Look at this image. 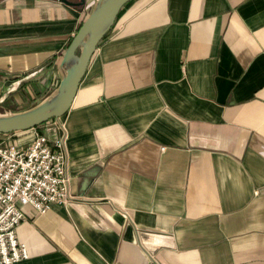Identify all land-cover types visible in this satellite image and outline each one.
Returning a JSON list of instances; mask_svg holds the SVG:
<instances>
[{
    "label": "crops",
    "instance_id": "0c3cea01",
    "mask_svg": "<svg viewBox=\"0 0 264 264\" xmlns=\"http://www.w3.org/2000/svg\"><path fill=\"white\" fill-rule=\"evenodd\" d=\"M95 1L0 0V113L54 90ZM42 128L71 198L23 205L14 264H119L136 239L158 264H264V0H128L69 108L11 132Z\"/></svg>",
    "mask_w": 264,
    "mask_h": 264
},
{
    "label": "built area",
    "instance_id": "2783aa9c",
    "mask_svg": "<svg viewBox=\"0 0 264 264\" xmlns=\"http://www.w3.org/2000/svg\"><path fill=\"white\" fill-rule=\"evenodd\" d=\"M66 162L55 130H34L27 142L0 139V264L28 256L25 242L16 234L23 205L43 212L70 200Z\"/></svg>",
    "mask_w": 264,
    "mask_h": 264
},
{
    "label": "water",
    "instance_id": "95a60500",
    "mask_svg": "<svg viewBox=\"0 0 264 264\" xmlns=\"http://www.w3.org/2000/svg\"><path fill=\"white\" fill-rule=\"evenodd\" d=\"M79 4L84 0H63ZM128 0H96L68 41L60 60L62 74L52 92L25 109L0 113V132L25 129L63 114L70 106L79 81L98 41L111 27L123 4ZM129 252L125 257L124 249ZM119 264H158L146 249L135 241L121 244Z\"/></svg>",
    "mask_w": 264,
    "mask_h": 264
},
{
    "label": "rangeland",
    "instance_id": "374dc122",
    "mask_svg": "<svg viewBox=\"0 0 264 264\" xmlns=\"http://www.w3.org/2000/svg\"><path fill=\"white\" fill-rule=\"evenodd\" d=\"M36 130H38V129H36ZM41 130H46V128H42ZM16 137H17V134L12 133L11 131H8L5 133L0 132V139H2V140H7V141L11 140L12 141V140H16Z\"/></svg>",
    "mask_w": 264,
    "mask_h": 264
},
{
    "label": "trees",
    "instance_id": "16d2710c",
    "mask_svg": "<svg viewBox=\"0 0 264 264\" xmlns=\"http://www.w3.org/2000/svg\"><path fill=\"white\" fill-rule=\"evenodd\" d=\"M127 2V1H126ZM79 26V25H78ZM36 125H38V124H36ZM35 126V125H34Z\"/></svg>",
    "mask_w": 264,
    "mask_h": 264
}]
</instances>
